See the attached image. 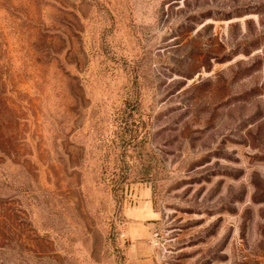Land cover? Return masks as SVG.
Instances as JSON below:
<instances>
[{
    "label": "rangeland",
    "instance_id": "374dc122",
    "mask_svg": "<svg viewBox=\"0 0 264 264\" xmlns=\"http://www.w3.org/2000/svg\"><path fill=\"white\" fill-rule=\"evenodd\" d=\"M0 264H264V0H0Z\"/></svg>",
    "mask_w": 264,
    "mask_h": 264
},
{
    "label": "crops",
    "instance_id": "0c3cea01",
    "mask_svg": "<svg viewBox=\"0 0 264 264\" xmlns=\"http://www.w3.org/2000/svg\"><path fill=\"white\" fill-rule=\"evenodd\" d=\"M147 211L148 210L146 209L145 211L146 214H144V212L142 213L141 211L134 210V209H130L126 212V215H127L126 235H128L130 239H138V237L142 239L145 236H147V230L145 229V226L142 223H139L138 221H135L134 219L130 218V217H136V216L141 218L143 215L148 214ZM152 217H154V212L152 211L151 204H150V219H152ZM150 229H151V225H150ZM134 248L138 249L139 252L143 250V247H141L139 244H135ZM151 260H152V251L150 248V261Z\"/></svg>",
    "mask_w": 264,
    "mask_h": 264
}]
</instances>
